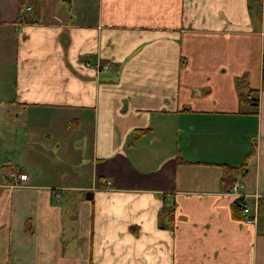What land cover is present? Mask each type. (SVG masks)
<instances>
[{"label":"crops","instance_id":"crops-1","mask_svg":"<svg viewBox=\"0 0 264 264\" xmlns=\"http://www.w3.org/2000/svg\"><path fill=\"white\" fill-rule=\"evenodd\" d=\"M22 1L0 0V264H264V0Z\"/></svg>","mask_w":264,"mask_h":264},{"label":"trees","instance_id":"trees-1","mask_svg":"<svg viewBox=\"0 0 264 264\" xmlns=\"http://www.w3.org/2000/svg\"><path fill=\"white\" fill-rule=\"evenodd\" d=\"M250 1H253V2H257L258 3L260 0H250ZM22 3H23L22 0H17L18 6H20ZM26 22H34V19L26 20ZM262 69H264V57L262 59ZM243 88L244 87L237 85V89L239 90V97H238L239 98V101H245L246 100V101H249L251 103V105L255 106V100L253 98L244 97V96H242L240 94V91ZM261 89L264 90V75L262 76V79H261ZM246 90H247V92H250L251 91V90L248 91V89H246ZM145 130L146 129L136 130L135 133L133 134V136L135 137V136H137L139 134H142L143 132H145ZM129 142H131V141H129ZM236 170H237V168H235V167L225 166L223 168V175H222L221 182L226 183L228 185V187H229L230 184L232 183V181L234 180L233 174H234V172H236ZM173 212H174V210H173V204L170 203L169 205L164 206L160 210L159 218H161V220L166 221L167 223H172L173 222ZM231 212H232V215L235 212H239L238 205L236 204V201H233L231 203Z\"/></svg>","mask_w":264,"mask_h":264},{"label":"built area","instance_id":"built-area-1","mask_svg":"<svg viewBox=\"0 0 264 264\" xmlns=\"http://www.w3.org/2000/svg\"><path fill=\"white\" fill-rule=\"evenodd\" d=\"M25 9L29 10V7H26ZM262 75H264V69H262ZM10 180H11L10 182L11 186H17L19 185L20 181L26 180V175L23 173H12L10 175ZM105 184L107 186L109 182L106 181ZM240 187L241 185L237 181H233L230 184L228 192L229 194H232L235 197L234 201H236V204L238 205V209L240 210V215L242 219L245 222H251L253 219V214L255 213V205L259 195L253 194L254 196L253 207H249L248 205H246V203L243 202V197L245 196V194L238 191V188Z\"/></svg>","mask_w":264,"mask_h":264},{"label":"rangeland","instance_id":"rangeland-1","mask_svg":"<svg viewBox=\"0 0 264 264\" xmlns=\"http://www.w3.org/2000/svg\"><path fill=\"white\" fill-rule=\"evenodd\" d=\"M10 56H11V54H10ZM50 113H51V110H49V109L40 108V109L36 110V117L38 118V120H35V121H37L36 123H42L41 127L45 126V123L47 124L50 121V118H48ZM29 118H30V116H29ZM33 120H34V117H33ZM74 195L77 197L76 201L83 197V193L81 191L75 192ZM73 209H75V208H73Z\"/></svg>","mask_w":264,"mask_h":264},{"label":"water","instance_id":"water-1","mask_svg":"<svg viewBox=\"0 0 264 264\" xmlns=\"http://www.w3.org/2000/svg\"><path fill=\"white\" fill-rule=\"evenodd\" d=\"M91 196H92V193H91L90 190L85 191V193H84V199L90 200L91 199Z\"/></svg>","mask_w":264,"mask_h":264}]
</instances>
